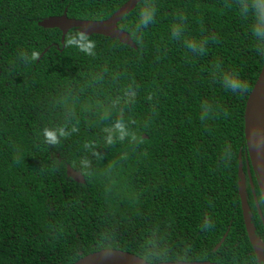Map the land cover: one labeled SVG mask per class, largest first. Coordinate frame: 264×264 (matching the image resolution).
Segmentation results:
<instances>
[{"label":"trees","instance_id":"obj_1","mask_svg":"<svg viewBox=\"0 0 264 264\" xmlns=\"http://www.w3.org/2000/svg\"><path fill=\"white\" fill-rule=\"evenodd\" d=\"M127 1L0 0V264H73L102 249L151 263L262 264L239 166L247 177L264 0H141L118 25L136 48L78 28L63 46L60 29L39 26L65 12L105 20Z\"/></svg>","mask_w":264,"mask_h":264},{"label":"water","instance_id":"obj_2","mask_svg":"<svg viewBox=\"0 0 264 264\" xmlns=\"http://www.w3.org/2000/svg\"><path fill=\"white\" fill-rule=\"evenodd\" d=\"M141 0H128L111 17L105 20H82L70 18L65 12L63 15L52 16L39 22V26L44 28H58L62 31V44L64 46L66 36L72 29L78 28L83 34L90 36L93 34L103 35L110 38L119 39L122 43L136 48L129 33L119 28V22L130 12H132ZM47 50L44 51V53ZM43 53V54H44ZM42 54V55H43ZM41 55V57H42ZM40 57V58H41ZM245 138L247 143V173L249 182L255 196L250 164L254 167L259 176V187L264 196V66L261 73L247 99L245 108ZM146 137V136H145ZM240 182L239 194L241 197L242 210L246 230L250 242L254 248L259 263L264 264V242L255 236L254 226L251 222L250 206L247 198L246 177L243 171V163L240 159L239 166ZM67 175L78 183L84 184V175L67 165ZM259 208V205L257 203ZM263 219V215L260 211ZM227 234L216 247L218 249L225 241ZM73 264H221L210 261H178L169 263H151L144 258L120 249H102L88 254Z\"/></svg>","mask_w":264,"mask_h":264},{"label":"clouds","instance_id":"obj_3","mask_svg":"<svg viewBox=\"0 0 264 264\" xmlns=\"http://www.w3.org/2000/svg\"><path fill=\"white\" fill-rule=\"evenodd\" d=\"M34 55H36V54H34ZM61 134H63V133H61ZM45 136L47 137V139H48L49 141H51V142H53V143H56V142H57L56 135H55L53 132L48 131V130H45ZM122 138H123V137H122ZM109 142H111V141H109Z\"/></svg>","mask_w":264,"mask_h":264},{"label":"flooded vegetation","instance_id":"obj_4","mask_svg":"<svg viewBox=\"0 0 264 264\" xmlns=\"http://www.w3.org/2000/svg\"><path fill=\"white\" fill-rule=\"evenodd\" d=\"M251 174H252V172H251ZM246 177V176H245ZM254 178H255V181H256V183L258 184V186H259V176H258V174H257V172L255 171L254 172V175L252 174V179H253V183H254ZM249 182V177H248V175H247V177H246V186H247V189H248V185H247V183ZM250 183V182H249Z\"/></svg>","mask_w":264,"mask_h":264}]
</instances>
